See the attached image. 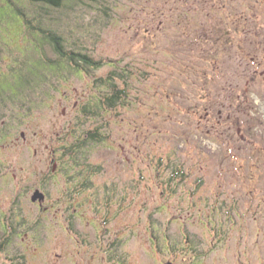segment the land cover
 Segmentation results:
<instances>
[{"label": "rangeland", "instance_id": "374dc122", "mask_svg": "<svg viewBox=\"0 0 264 264\" xmlns=\"http://www.w3.org/2000/svg\"><path fill=\"white\" fill-rule=\"evenodd\" d=\"M14 1L33 26L0 0V95L11 98L0 100L11 110L0 113V264H264V0L205 4L252 20L232 49L222 32L172 22L193 0ZM37 26L134 68L125 101L101 110L108 86L95 78L112 68L50 64L62 57ZM99 123L106 138L84 145L92 168L79 184L65 149Z\"/></svg>", "mask_w": 264, "mask_h": 264}, {"label": "flooded vegetation", "instance_id": "af4514ba", "mask_svg": "<svg viewBox=\"0 0 264 264\" xmlns=\"http://www.w3.org/2000/svg\"><path fill=\"white\" fill-rule=\"evenodd\" d=\"M205 1L206 0H193V2L191 1L188 4V7H190L191 9L188 10L187 12L192 13V14H187V17H190L187 20H183V19H185V17H182L180 15H178V16L170 15L169 18H172V22L174 24L176 22L177 27L179 29L183 30L184 31L183 33H185V34L186 33H189V34L207 33L208 34V33H216V32L221 33L222 32V34L225 35V38L223 40V44L226 48H229V49H232L235 46L234 43L230 41L233 33H244V32H246L247 34L252 33V20L249 22H246V21L242 20V15L237 16L233 11H231L230 13L224 12V10L220 11V10H214V9H211V10L209 9V10L205 11L204 6H205V4H208V0L206 3H205ZM211 8H213V7H211ZM168 15H169V13H168ZM177 17H179L181 19H177V21H176ZM192 17H195L197 19V25H193L189 21V20H191ZM204 18H210V19L209 20H203ZM213 18H215V20ZM191 39H193V41L195 39V41H196V38H191ZM249 44H250V42H249ZM251 59H252V63H258V61L256 60V57L251 56ZM51 61L58 63L61 67H63L65 72H68V73L69 72H75V71H78L80 73L84 72V71L77 70V68L75 67V63L72 60H69L65 57L58 58V59L51 60ZM67 64H69L72 67L68 66ZM258 64H261V63H258ZM66 65L69 67V69H71L70 71H66V68H65ZM97 69L98 68H95V69H93V71H97ZM256 72H257V70H256ZM260 74L264 78V69L261 71ZM63 77H65V75ZM107 77H108V73L105 76H99V77L97 76L95 78V81L104 82L106 85L107 80H108ZM0 100H4L5 103L7 102L9 104L11 101V98L8 99V98H5L2 95H0ZM99 101L102 103L101 110H103L104 109L103 106L106 105V103L104 101H101L100 99H99ZM96 102H98V101L95 100L92 103L94 104ZM224 106L225 105H222V106L219 105L216 107L217 108V115H218L217 116L218 123H221V124L224 120H227L231 116L230 114H227V115L224 114V111H223ZM106 107L108 108L107 105H106ZM6 108H7V106H6ZM216 108H214L212 106L206 107L205 108V114L202 116V118L206 119V120H210L211 118H213V113L215 112ZM83 109L85 110V112H88L87 108L84 107ZM3 112L5 114V117L8 119L9 114H11V110L7 109L6 111H3L2 106L0 104V113H3ZM95 112H96V114H98L97 110H95ZM89 113H91V112H89ZM102 121L105 125V121L104 120H102ZM103 123H99V125H96L93 128H89V129L84 130L83 137H81L82 139L75 140L73 143L70 144V146L66 147V149H65V151H68L67 154L71 158V164H73L72 175H73L74 180L76 182H80L79 184L83 183V179H88V177L91 175L90 174L91 173L90 167L92 164L86 163L88 160H87V157L84 153V151H85L84 145H87L88 143L97 144L100 142L101 143L104 142V140L106 138V134L102 131L103 127H104L102 125ZM5 124H6V119L3 120V125H5ZM22 136L27 139L26 133L24 131L22 132ZM92 136H95L96 138H93ZM56 166H57V163L55 164L53 170H56ZM66 171H68V170L66 169ZM76 186L78 187L79 185H76ZM94 188H95V190H97L96 187H94ZM38 189L40 191H42L40 188H37L35 190H38ZM42 192L44 193V196H45V198L43 200H37V202L35 200H33L34 201L33 203H35L39 206L46 204L45 200H47V196H48V194L45 191H42ZM71 193L73 194V192H71ZM96 193L97 194H95V196L92 195V197H91L92 204L95 203L96 205H102L101 201L98 200L100 197L99 193L98 192H96ZM104 198L107 199L105 194H104ZM43 201H45V202L43 203ZM19 203L15 207H13V209H11V211L9 212V213H11V215L9 218H5V219H7L5 221H10V219L12 218V215H13L12 213L14 211L16 213V210L19 208ZM22 212L19 213V210H18V215H17L19 217L18 223L22 219L26 220V217L23 216ZM8 234H11V233L9 232ZM1 240L6 241V240H8V237L4 236ZM116 257L121 258L119 255H116Z\"/></svg>", "mask_w": 264, "mask_h": 264}, {"label": "trees", "instance_id": "16d2710c", "mask_svg": "<svg viewBox=\"0 0 264 264\" xmlns=\"http://www.w3.org/2000/svg\"><path fill=\"white\" fill-rule=\"evenodd\" d=\"M33 3L47 5L50 7L60 8L66 5L68 1L71 0H30ZM13 10L22 18L23 24H29V26H33L31 19H28L27 15L19 7L15 4L16 1L12 0ZM37 28L44 33V36L48 39V41L54 46L55 50L61 57H65L69 60H72L75 63V67L79 71L88 72L89 70H93L95 68H100L104 65L110 66L112 69L108 73V81L106 83L108 93L104 94L102 97V101L106 103L108 108L111 110L115 109L119 105H121L125 101V97L128 96V92L126 88L123 86V81L127 82V77L133 76L132 70L134 68L127 69L121 61L112 58H97L91 53L83 51L81 49H68L64 46V38L61 33L53 30L52 28H47L43 26H37ZM50 64L55 65L56 62L49 61ZM128 67V66H127ZM101 85H105L104 82H101ZM96 138L95 136H92ZM206 150H210L208 147H205ZM92 168V167H90ZM89 168V169H90ZM176 172V171H175ZM182 175L177 180H185L186 175L184 173H179ZM177 180H172V183H175Z\"/></svg>", "mask_w": 264, "mask_h": 264}, {"label": "water", "instance_id": "95a60500", "mask_svg": "<svg viewBox=\"0 0 264 264\" xmlns=\"http://www.w3.org/2000/svg\"><path fill=\"white\" fill-rule=\"evenodd\" d=\"M45 198L44 193L40 191L39 189L35 191L33 195V200H43Z\"/></svg>", "mask_w": 264, "mask_h": 264}]
</instances>
